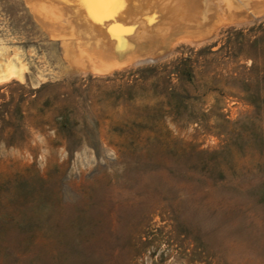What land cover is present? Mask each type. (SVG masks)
Instances as JSON below:
<instances>
[{
	"label": "rangeland",
	"instance_id": "rangeland-1",
	"mask_svg": "<svg viewBox=\"0 0 264 264\" xmlns=\"http://www.w3.org/2000/svg\"><path fill=\"white\" fill-rule=\"evenodd\" d=\"M263 5L136 0L99 70L82 4L0 0V264H264Z\"/></svg>",
	"mask_w": 264,
	"mask_h": 264
},
{
	"label": "bare ground",
	"instance_id": "bare-ground-1",
	"mask_svg": "<svg viewBox=\"0 0 264 264\" xmlns=\"http://www.w3.org/2000/svg\"><path fill=\"white\" fill-rule=\"evenodd\" d=\"M135 1L136 0H124V3L122 5L111 6L108 9V12L110 13L112 20H116V19L129 20V18L132 17L133 15L132 13L134 12L133 5H135ZM76 3H80L83 5L84 14L86 15L85 18L88 23L87 32L91 35L89 37L90 45H88L89 47L85 49V46L83 47L82 45H79V43H75V41L74 42L65 41L63 44L64 54H65L64 57L69 63H71V59H73L75 62H84L87 64L97 65L98 67L96 69L103 70V68H107V67L105 66V64H102V63L104 62L107 63L108 61L112 60L111 59L113 57L112 54L114 53V50L116 51L117 49V47L114 46L115 43L113 44V39L111 36L112 33L110 34V32L107 31V25L111 21V18H103L102 22H98V20L93 18V16L90 14L89 8L86 7L83 3H81L80 0H76ZM254 15H255L254 12L253 13L251 12L248 14L247 13H242V14L231 13L229 15L227 13H224V15L218 13V16L216 17V19H214V21L211 22L210 24L208 23L209 25L206 26L205 30L207 31L208 29L209 30L212 29V27L216 23L221 22L223 19L228 18L229 20L232 19V20L237 21L245 17L249 18ZM47 27H49V25ZM14 52L15 53H12L9 50V47L0 48V78H11L13 76H17V77L23 76L22 74H24V70L27 68V63L24 62V59L21 57V54L19 52L17 51H14ZM146 54L147 53L141 56H146Z\"/></svg>",
	"mask_w": 264,
	"mask_h": 264
},
{
	"label": "water",
	"instance_id": "water-1",
	"mask_svg": "<svg viewBox=\"0 0 264 264\" xmlns=\"http://www.w3.org/2000/svg\"><path fill=\"white\" fill-rule=\"evenodd\" d=\"M241 21H243V20H241ZM231 23H234V22H231ZM139 27L140 26H136V28H137L136 30H139L138 29ZM145 47H147V48H145ZM143 49H146L145 52H143L144 51ZM169 52H170V49H165L164 50L161 45H159V46H152V47L151 46L148 47V46H141V45H139L137 47H133V48L131 47L129 49V51L126 53V56L125 57L118 58V59L116 58L115 60L118 61V63H121V62H124V60L127 59V58H129V57H133V56H135L137 54H138V56H141L142 53H144V54L147 53L146 56H144V58H141L139 60L138 59H134V61L132 62V64H134V63H136L138 61H141V60H149V59L156 60V59L162 58L165 55H167ZM152 54H153V56H152ZM120 68H124V67H119V68H116V69H120Z\"/></svg>",
	"mask_w": 264,
	"mask_h": 264
},
{
	"label": "snow or ice",
	"instance_id": "snow-or-ice-1",
	"mask_svg": "<svg viewBox=\"0 0 264 264\" xmlns=\"http://www.w3.org/2000/svg\"><path fill=\"white\" fill-rule=\"evenodd\" d=\"M80 2L89 8L93 18L97 19L98 22H102L103 18H111L108 9L114 5H122L124 0H80ZM117 27L120 28L122 26Z\"/></svg>",
	"mask_w": 264,
	"mask_h": 264
},
{
	"label": "clouds",
	"instance_id": "clouds-1",
	"mask_svg": "<svg viewBox=\"0 0 264 264\" xmlns=\"http://www.w3.org/2000/svg\"><path fill=\"white\" fill-rule=\"evenodd\" d=\"M41 161L44 160V155L42 154L41 157H40Z\"/></svg>",
	"mask_w": 264,
	"mask_h": 264
}]
</instances>
